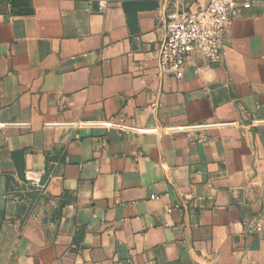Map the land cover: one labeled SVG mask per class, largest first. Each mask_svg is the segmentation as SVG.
Listing matches in <instances>:
<instances>
[{
	"label": "crops",
	"instance_id": "crops-1",
	"mask_svg": "<svg viewBox=\"0 0 264 264\" xmlns=\"http://www.w3.org/2000/svg\"><path fill=\"white\" fill-rule=\"evenodd\" d=\"M193 2L0 0V264H264V0L161 76Z\"/></svg>",
	"mask_w": 264,
	"mask_h": 264
},
{
	"label": "built area",
	"instance_id": "built-area-1",
	"mask_svg": "<svg viewBox=\"0 0 264 264\" xmlns=\"http://www.w3.org/2000/svg\"><path fill=\"white\" fill-rule=\"evenodd\" d=\"M162 1L169 3L171 0ZM255 1L258 0H205L204 4L193 2L170 11L163 23L164 34L158 51L159 75H173L181 80L187 64L197 56L212 64L219 63L225 32ZM111 127L132 130L115 123ZM41 182L42 179H38L36 186L44 192ZM254 230L261 232V225L256 224Z\"/></svg>",
	"mask_w": 264,
	"mask_h": 264
}]
</instances>
